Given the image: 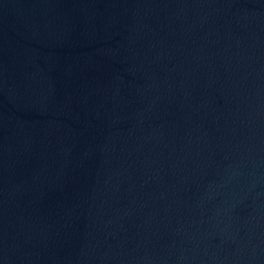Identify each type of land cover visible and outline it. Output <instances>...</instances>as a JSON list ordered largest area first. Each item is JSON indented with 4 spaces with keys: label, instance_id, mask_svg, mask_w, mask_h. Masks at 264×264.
I'll use <instances>...</instances> for the list:
<instances>
[{
    "label": "water",
    "instance_id": "1",
    "mask_svg": "<svg viewBox=\"0 0 264 264\" xmlns=\"http://www.w3.org/2000/svg\"><path fill=\"white\" fill-rule=\"evenodd\" d=\"M0 264H264V0H0Z\"/></svg>",
    "mask_w": 264,
    "mask_h": 264
}]
</instances>
